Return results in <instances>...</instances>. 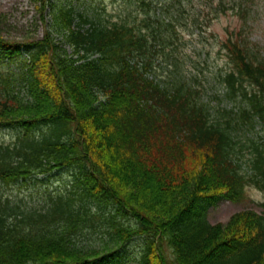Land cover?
<instances>
[{
  "label": "trees",
  "instance_id": "obj_1",
  "mask_svg": "<svg viewBox=\"0 0 264 264\" xmlns=\"http://www.w3.org/2000/svg\"><path fill=\"white\" fill-rule=\"evenodd\" d=\"M125 1L89 16L40 0L41 38H0L17 64L0 73V129L14 130L0 184L67 177L32 201L0 192V264H264V212L208 219L264 189V49L249 31L262 0L198 1L193 56L180 0ZM228 10L241 26L207 43Z\"/></svg>",
  "mask_w": 264,
  "mask_h": 264
},
{
  "label": "rangeland",
  "instance_id": "obj_2",
  "mask_svg": "<svg viewBox=\"0 0 264 264\" xmlns=\"http://www.w3.org/2000/svg\"><path fill=\"white\" fill-rule=\"evenodd\" d=\"M40 0H0V38L8 41H23L30 39L41 38L50 20L49 7L40 9ZM55 3L69 4L73 6L74 11H81L92 14L94 10L99 9L102 13L110 14L111 16L121 14V10L126 6L125 0H54ZM183 7V14L179 19L184 24L179 26L180 37L184 42V51L188 52L189 56H193L192 46L198 41L197 35L191 33L192 16L197 8L196 3L206 0H180ZM179 0H170L168 7L174 8V5H179ZM189 1V2H188ZM257 1V0H255ZM174 4V5H173ZM171 9V10H172ZM242 20L234 15L231 10L224 14H219L213 19L205 33L207 43H214L216 38L225 37L226 28H239ZM250 37L253 41L258 42L264 49V0L260 1L258 8L256 7L253 19L250 20ZM84 26H87L85 23ZM56 41L59 42L60 37L55 34ZM68 51H71V46H66ZM216 48V46H215ZM214 48V50H215ZM213 61V67H218L223 64V57L214 52L210 57ZM191 69V64H188ZM16 63H9L6 60H0V73L8 70H17ZM213 67L211 69H213ZM157 74L163 75L161 69H156ZM14 130L8 128L0 129V141L8 142L12 139ZM67 177L53 176L52 178H42L39 180H30L28 183H17L13 185H1L0 192L13 196L23 197L25 200L38 199L43 194L42 191L46 186L51 189L59 186L62 181H66ZM264 189L255 186H248L243 196L238 200L223 198L217 201L214 205L208 208V219L211 222H225L229 216L242 208H253L258 212H264ZM121 264H136L132 260L121 262Z\"/></svg>",
  "mask_w": 264,
  "mask_h": 264
}]
</instances>
